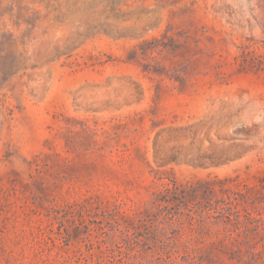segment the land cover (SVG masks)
Instances as JSON below:
<instances>
[{
    "label": "rangeland",
    "instance_id": "obj_1",
    "mask_svg": "<svg viewBox=\"0 0 264 264\" xmlns=\"http://www.w3.org/2000/svg\"><path fill=\"white\" fill-rule=\"evenodd\" d=\"M168 255L264 264V0H0V264Z\"/></svg>",
    "mask_w": 264,
    "mask_h": 264
},
{
    "label": "trees",
    "instance_id": "obj_2",
    "mask_svg": "<svg viewBox=\"0 0 264 264\" xmlns=\"http://www.w3.org/2000/svg\"><path fill=\"white\" fill-rule=\"evenodd\" d=\"M162 185L164 186V188L160 191L161 193L158 196H156L151 201V204H150L151 208H154L156 205H159V202H163V201H167V202L175 201L176 199H179L178 196H179L180 193H182V194L185 193V190L184 189H181L178 186L177 182L175 180H173V179H170V182H163ZM164 193L173 194V198L175 200H172L173 199L172 197H169V198L168 197H165L164 196L165 195ZM160 195H162V197H159ZM218 202L224 203L225 202V199H219ZM218 207H220L221 209H223L225 206H223L222 204H218ZM218 207H217V209H219ZM120 224L123 226L122 223H119V225ZM248 229H250V228H248ZM120 230L122 231V233H125L126 231H128V227L125 226V228H122ZM166 242H167V244H166L167 246L168 245L174 246V243L171 240V237L170 236L167 237ZM183 257H184V259H186L185 256H183ZM161 261H162L163 264H176V261L173 260V259H171V256L170 255H168L167 257H165L163 259H161ZM123 262L124 261L122 260V258H115L114 260H111V264H122ZM150 262H152V260H150ZM87 264H88V262H87ZM93 264H95V263H93ZM98 264H104V261L101 260L100 262H98Z\"/></svg>",
    "mask_w": 264,
    "mask_h": 264
}]
</instances>
